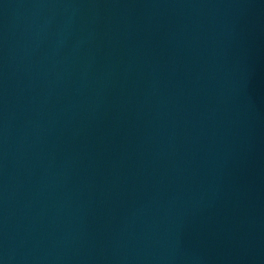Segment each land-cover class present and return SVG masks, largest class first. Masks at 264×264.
<instances>
[{
	"label": "water",
	"instance_id": "obj_1",
	"mask_svg": "<svg viewBox=\"0 0 264 264\" xmlns=\"http://www.w3.org/2000/svg\"><path fill=\"white\" fill-rule=\"evenodd\" d=\"M0 264H264V0H0Z\"/></svg>",
	"mask_w": 264,
	"mask_h": 264
}]
</instances>
